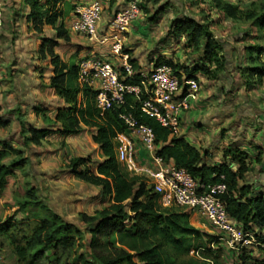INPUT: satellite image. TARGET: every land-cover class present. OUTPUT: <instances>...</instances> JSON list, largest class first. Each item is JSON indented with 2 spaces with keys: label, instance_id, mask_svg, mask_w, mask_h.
Instances as JSON below:
<instances>
[{
  "label": "trees",
  "instance_id": "16d2710c",
  "mask_svg": "<svg viewBox=\"0 0 264 264\" xmlns=\"http://www.w3.org/2000/svg\"><path fill=\"white\" fill-rule=\"evenodd\" d=\"M24 1L30 6L27 20L36 32H41L44 25H54L63 15L64 10L60 7L62 0ZM140 1L139 7L144 13L148 12L149 3L160 4V0ZM211 1L229 18L237 19L243 15L244 19L253 20L258 29L264 28V4L260 5L259 10L242 12L237 5L225 0ZM166 8V4H161L149 20L154 22L166 12ZM55 32L56 38L69 40L63 24L56 26ZM169 35H184L194 51L201 52L205 61L215 64L214 69L207 66L199 68L204 74L214 77L217 71L225 69L223 43L214 38L206 23L193 15L184 14L181 18L173 19ZM54 45L55 40L43 39L39 53L41 57H44V52L50 56L53 68L50 86L69 104L57 111L55 120L61 124L62 132L68 135L78 133L81 125L95 127L93 141L99 145L104 157L96 172L78 170L79 165L85 162L84 158L71 160L69 167L82 181L101 186L104 194L112 195V202L92 215L80 213L79 217L85 225L81 228L40 204L36 190L28 187L21 200L10 203V212L0 220V237L7 242L19 264H223L209 247L195 243L202 235L189 222L187 212L161 207L157 194L145 179L129 174L117 160L114 137L125 130L120 114L128 112L138 123L152 128L155 143L158 144L156 152L163 159H172L176 166L185 168L204 185L224 183L226 191L221 198L225 201L228 214L242 223L246 231L257 228L260 240L264 242V192H252L248 186L238 185L239 179L255 169V164H263L262 150L256 155L253 166L246 162L249 157L246 151L238 148L226 150L225 154L236 162V170L226 163L200 164L199 150L184 139L171 136L170 131L154 117L141 113L139 101L131 94L125 95L124 103L116 104L100 114L94 102L95 91L87 84H79L77 64L60 59L53 52ZM245 49L249 64L236 69L249 87L245 72L258 83L264 76V59L261 57L264 46L255 44ZM130 63L135 69V63L132 60ZM159 63L162 62L158 60L156 64ZM165 63L172 67L179 78L182 76L176 65L170 61ZM140 78V74L127 75L122 70L121 79L126 84H135ZM47 132V129L24 126L21 129L26 144H39ZM26 163L27 157L22 150L0 139V191L6 184V177ZM18 213H24V217L17 218ZM87 231L91 234L88 253L84 251ZM217 242L214 236L211 243ZM190 249H201L199 259L188 256ZM253 264H264V259L256 260Z\"/></svg>",
  "mask_w": 264,
  "mask_h": 264
},
{
  "label": "crops",
  "instance_id": "0c3cea01",
  "mask_svg": "<svg viewBox=\"0 0 264 264\" xmlns=\"http://www.w3.org/2000/svg\"><path fill=\"white\" fill-rule=\"evenodd\" d=\"M93 1L102 6L98 38L106 36L103 43L69 30L75 7ZM128 1L62 0V17L54 25H44L41 32H36L27 20L30 6L24 0H0V139L22 150L27 157L26 165L21 168L24 175L14 179L13 175L21 172V169H14L6 177V184L0 191V202L10 199L12 189L18 188L21 194H25L28 187H33L40 204L81 228L85 225L80 213L92 215L112 202V195L104 194L101 186L82 181L69 167L71 160L84 158L85 162L79 165L78 170L96 172L104 157L99 145L93 141L95 127L81 125L78 133L68 135L62 132L55 116L59 109L69 104L50 86L53 74L50 56L44 52V57H41L39 48L43 39L50 38L56 41L53 52L63 61L78 64L81 59L97 54L110 61L122 74V59L111 50L110 22L117 9ZM142 19L139 14L125 34L124 51L136 66L127 75L145 76L158 60L170 61L178 67L182 80L192 78L197 83L195 90H188L187 85L181 82L177 96L186 98L188 109L181 113L178 131L170 135L184 139L199 150L200 164L226 163L236 170V162L225 154L226 150L234 148L249 154L246 162L250 166L255 164L260 150L264 158V120L260 104L254 97L255 91H260L259 86L264 84V76L256 84L258 88L246 89L236 69L233 53H228L222 38L219 41L225 50V69L217 71L214 77L206 75L199 68L207 66L214 69L215 64L208 63L201 52L194 51L184 35H169V46L161 50L156 48V43L153 44L152 34H148V25ZM61 24L68 41L56 38L55 27ZM22 126L47 129L48 132L39 144H26L21 134ZM254 168L238 180V185H246L252 192H264V161L262 165L255 164ZM22 217L24 213L17 214V218ZM254 230L257 228L251 231ZM90 238L87 231L84 237L86 253L89 252ZM2 243L11 252L7 242L0 237V245ZM224 243L226 241L219 244ZM11 254L19 264L16 256Z\"/></svg>",
  "mask_w": 264,
  "mask_h": 264
},
{
  "label": "built area",
  "instance_id": "2783aa9c",
  "mask_svg": "<svg viewBox=\"0 0 264 264\" xmlns=\"http://www.w3.org/2000/svg\"><path fill=\"white\" fill-rule=\"evenodd\" d=\"M101 12L102 6L98 1L77 5L69 30L89 39H99L100 43L105 42L106 36L98 38ZM140 12L139 0H129L117 9L110 22L111 50L122 59V69L126 74L132 65L123 42L129 24ZM77 80L80 85L87 84L95 91L94 102L100 114L124 103L125 95L131 94L139 101L141 113L154 117L170 134L178 131L181 113L188 109L186 98L177 96L181 82L187 85L188 90L197 88L194 79L182 80L165 62L155 64L137 83L126 84L111 62L97 54L78 62ZM120 117L126 128L114 137L116 158L129 174L145 179L157 194L161 207L198 215L215 231L218 242L226 241L232 245L248 241V231L226 211L225 201L221 198L226 191L224 183L202 184L185 168L176 166L172 159L165 160L157 154L158 144L152 128L138 123L129 112L120 114ZM259 245L264 248V242ZM191 252L198 255L196 250Z\"/></svg>",
  "mask_w": 264,
  "mask_h": 264
},
{
  "label": "rangeland",
  "instance_id": "374dc122",
  "mask_svg": "<svg viewBox=\"0 0 264 264\" xmlns=\"http://www.w3.org/2000/svg\"><path fill=\"white\" fill-rule=\"evenodd\" d=\"M225 1L237 5L238 9L242 12L247 10H259L260 5L264 4V0ZM140 2L141 1L139 0V3ZM161 4H166V12L164 14H160L154 22L150 21L149 17L153 15L155 10ZM147 7L148 12L144 13L141 11L140 14L143 18L142 20L148 25V34H152L153 44L156 43V48L159 47L161 50H165V48L169 46L168 42H171L168 41L170 39L169 28L171 21L175 18H181L184 14L193 15L197 20L206 23L214 38L217 40H220L219 38L225 40L224 43L227 44L226 47L228 53H233L235 58L236 68L238 66H248L249 64L247 60L248 52L245 49L246 46L255 44L264 46V32H262V29H258V27L253 24V20H246L243 18V15H240V18L237 19L229 18L222 11L218 10L211 0H160L159 5L149 3ZM254 27H256L257 30ZM261 57L264 59V53ZM245 77L247 82L250 84L249 87L245 84L246 89L253 86L256 87L258 82L253 81V77L251 75L245 72ZM242 81L245 83L243 78ZM256 88H258V86ZM259 88L260 91H255L256 94L254 97L256 102L260 104V113L262 115V119L264 120V84L261 87L259 86ZM257 103L254 104L256 105ZM9 159L10 157L6 161ZM24 174V169H21L20 173H16L13 176L15 179L16 176ZM26 174L29 175L28 173ZM23 196L24 194H21L18 191V188L11 190L10 199H8V201L6 200L0 202V220L4 219L6 214L10 212V203L19 199L21 200ZM188 214L189 222L195 228L199 229L202 235V237L195 243H199V245L204 244L203 246L206 248L209 247L212 250V253H216L218 260L223 264H253L256 260L258 261L264 259V248L259 245L261 243V237L259 236L257 230H254V232L247 230L248 241L243 244L239 242L232 245H229L227 242L222 245L219 244L220 242L211 243L213 242L214 236L216 237L215 231L198 215ZM209 240L211 241L209 242ZM191 250L192 249L188 252L189 257H196L199 259L202 255L201 249H197L198 256L195 252L192 254ZM0 264H17L14 261L13 255L8 250L6 245H3V243L0 245Z\"/></svg>",
  "mask_w": 264,
  "mask_h": 264
}]
</instances>
